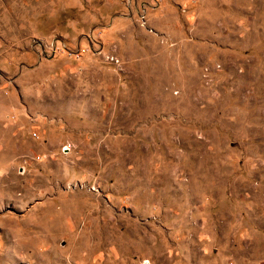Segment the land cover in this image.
<instances>
[{"label": "rangeland", "instance_id": "obj_1", "mask_svg": "<svg viewBox=\"0 0 264 264\" xmlns=\"http://www.w3.org/2000/svg\"><path fill=\"white\" fill-rule=\"evenodd\" d=\"M0 264H264V0H0Z\"/></svg>", "mask_w": 264, "mask_h": 264}]
</instances>
